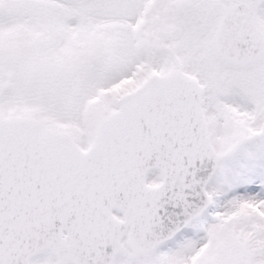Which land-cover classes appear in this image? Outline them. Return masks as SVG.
I'll return each mask as SVG.
<instances>
[{
    "label": "snow or ice",
    "instance_id": "snow-or-ice-1",
    "mask_svg": "<svg viewBox=\"0 0 264 264\" xmlns=\"http://www.w3.org/2000/svg\"><path fill=\"white\" fill-rule=\"evenodd\" d=\"M0 264H264V0H0Z\"/></svg>",
    "mask_w": 264,
    "mask_h": 264
}]
</instances>
